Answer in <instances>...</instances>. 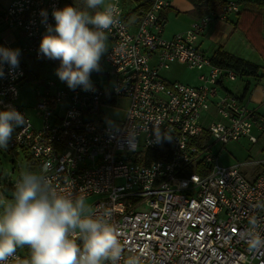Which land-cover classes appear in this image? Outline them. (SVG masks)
Segmentation results:
<instances>
[{
    "label": "built area",
    "instance_id": "obj_1",
    "mask_svg": "<svg viewBox=\"0 0 264 264\" xmlns=\"http://www.w3.org/2000/svg\"><path fill=\"white\" fill-rule=\"evenodd\" d=\"M110 3L118 4L119 17L107 32V88L91 83L89 91L71 90L44 79L34 105L36 124L19 103L27 68L20 58L12 75L4 66L0 109L14 107L26 121L8 149L23 152L37 172L46 168L58 192L93 197V213L112 210L111 222L121 233L120 264L129 255H138L140 264H264V174L249 178L242 171L264 162L225 166L211 153L212 141L257 143L254 132L264 130V116L223 88L241 76L216 65L199 46L211 24L240 11L239 0L171 39L163 36L160 18L168 0H154L134 30L121 0ZM65 6L64 0H12L0 22L23 33L21 54L43 60L40 11L47 10L54 25L53 9ZM0 46L13 48L2 40ZM175 62L198 71V83L163 78ZM118 99L128 101L126 115L108 124L103 109L115 108ZM154 132L162 133L159 142ZM17 181H0V189L15 188ZM257 236L261 243L253 247ZM16 255L30 257L18 250Z\"/></svg>",
    "mask_w": 264,
    "mask_h": 264
},
{
    "label": "clouds",
    "instance_id": "obj_2",
    "mask_svg": "<svg viewBox=\"0 0 264 264\" xmlns=\"http://www.w3.org/2000/svg\"><path fill=\"white\" fill-rule=\"evenodd\" d=\"M85 5L86 10L74 6L53 9L54 25L48 23V11H40L46 34L38 55L59 61L55 74L71 90H91V73L101 70L107 32L119 17L117 3L85 0ZM20 56L19 48L0 46V79L5 78V65L8 75L13 74ZM25 123V115L16 108L0 109V150L8 149L14 131ZM154 135L159 142L162 133ZM45 171L23 172L11 201L0 211V264H120L121 233L111 222L112 210L93 213L84 197L73 198L53 188ZM260 243L257 236L252 246ZM24 246L29 259L16 255ZM124 264H140V257L129 255Z\"/></svg>",
    "mask_w": 264,
    "mask_h": 264
},
{
    "label": "rangeland",
    "instance_id": "obj_3",
    "mask_svg": "<svg viewBox=\"0 0 264 264\" xmlns=\"http://www.w3.org/2000/svg\"><path fill=\"white\" fill-rule=\"evenodd\" d=\"M121 6L124 11L127 9H135L136 3H130L126 2L124 3L121 1ZM179 23H173L172 20L168 21L166 25L163 27L164 32L166 35H171L175 28ZM2 27H4L1 24ZM10 42H14L13 39H10ZM22 39L20 40V44H22ZM14 44V43H13ZM21 46V45H20ZM17 45H13L14 48H19ZM109 46V41L106 42V51ZM209 53L212 52L211 50L208 51ZM106 55V52L102 55L100 60L101 70L99 72H92L90 76L91 83H97L101 87L107 88L108 86V77L106 75V69L107 66L104 62V57ZM26 57L30 58V61L32 60V57L27 55ZM258 64H261L264 69V60L260 59L259 61H255ZM30 66L35 71H41L40 80L43 81L44 79H49L52 81H56L61 83L58 79V77L55 74L56 68L59 66L58 60H50L47 58H43V61H40L39 64H36V62H30ZM262 72V71H261ZM264 72V71H263ZM262 72V74H263ZM162 77L165 78L168 81H179L182 83H188V84H196L197 83V77L199 75L198 71L190 70L185 64L175 62L171 65L170 69L163 70L161 72ZM264 77V75L262 76ZM246 80L250 82L251 89L250 94H255L258 89H263L264 87V80L258 81L257 79L253 78H238L236 81L229 83L230 86L235 85V88L230 89L231 92L235 96H242ZM261 82V83H260ZM38 89H41L40 86H38V82H34L32 80H28L25 84H23L20 88V100L19 103L25 107L30 114H35L34 105L37 101V93ZM252 106L260 108L259 113L264 116V105L258 106L253 100H251ZM128 101L126 99H118L117 100V106L113 109H103V115L104 117H107L109 121H106L108 124L116 125L117 123H120L123 118L126 115V110L128 107ZM255 136L258 138L257 143H251L246 138H241L240 140L230 142L228 144H223L221 142H214L213 143L211 153L215 155L218 159L220 164L229 166V165H235V164H242V163H256V162H264V130L258 131L255 129L254 132ZM13 160V162H12ZM30 162L28 161L26 155L21 151H10L7 150H0V181L2 183H5L6 181H11V183H14L17 181L23 172L29 171L32 166H29ZM14 169V171L12 170ZM243 172H246L249 178L253 177L256 174H264V163L261 165H251L246 168L242 169ZM13 187H7L0 189V211L3 210V206L6 205L8 202L11 201L13 197L14 192ZM86 203L91 207V204L94 201V198H86ZM27 248V246H24L22 248H19L22 253H25L24 249ZM27 250H29L27 248Z\"/></svg>",
    "mask_w": 264,
    "mask_h": 264
},
{
    "label": "crops",
    "instance_id": "obj_4",
    "mask_svg": "<svg viewBox=\"0 0 264 264\" xmlns=\"http://www.w3.org/2000/svg\"><path fill=\"white\" fill-rule=\"evenodd\" d=\"M11 1L12 0H0V16L3 14L5 8ZM121 1H123L124 3L126 2L136 3L135 9L140 5L137 3L136 0H121ZM168 1H169V6L163 9L161 12L162 18H163L162 24L164 23L163 27L170 20H172L173 23L175 24L179 23V25L177 26V28H175L174 32L171 35H166L163 29V36L168 39H171L172 37H174L176 34L180 32L186 31L191 26L192 23L201 19L205 15L212 13V12L207 13L204 11L197 10L195 7L194 0H168ZM224 1L228 2L230 0H224ZM248 1L256 2L257 0H243L242 3H239L240 11H242L246 2ZM71 3L77 5L81 10H86L85 1L71 0ZM105 3L106 4L110 3V0H105ZM131 11H133V9H127L126 11L123 10L126 16H128ZM240 11L237 13H229L225 21L217 20L213 24H211L206 29L205 33L200 37L199 46H200V49L207 56L211 58L213 54L219 48H223L226 52L236 57L242 58L248 62L258 65L260 67V71L258 75L255 77H248V78H253V79H257L258 81L259 80L263 81L264 77L262 76L264 75V72H263L264 69L261 64H258L255 61H259L260 59L264 60V28L262 31L260 30V34H256V35L252 33L251 34L247 33L241 28H238L236 24H237L238 19L240 18V16H238V13H240ZM261 14H262L261 24L264 25V8H262ZM141 17L142 15L140 17H137L132 22H129V25L132 28V30H134L137 27V24L139 23ZM10 39L14 40L13 43L17 45V47H18V43L20 46L25 42V37L21 31L10 30L5 27H2L1 22H0V40L9 43L13 47L14 44L10 42ZM21 39L23 41L22 44H20ZM107 40L109 41V46L107 48V51H108L111 45V41L109 38ZM209 50H211L212 52L209 53L208 52ZM27 55L28 54H21L20 56V59L23 65H25V67L27 68V72H30V74H33V75L41 76V71L38 72V71L33 70L29 63L36 62V64H39V62L43 60H37L33 56L29 55L32 57V60H34V61H30V58L26 57ZM261 71L263 72V74ZM242 78H245V77H242ZM28 80H30V76H28V79L23 84H25ZM34 82H38L39 84L42 81L40 80V77H39L38 79L34 80ZM197 83H198V80H197ZM229 83L231 82L229 81L224 82L223 88L231 92L232 90L230 89L235 88V85L230 86ZM245 84L246 85L244 87L243 95L237 96V97H240L242 100H244L248 104V106L251 109L256 110L259 115H262L259 113L260 108L252 106L251 100H253L258 106H263L264 105V87L263 89L261 88L258 89V91H256L254 95L253 93L249 95L251 84L247 80ZM32 116H33L34 123L39 124L40 121L36 117V113L32 114ZM12 170L14 171V169ZM29 171L37 172V169L35 167L34 168L32 167L29 169Z\"/></svg>",
    "mask_w": 264,
    "mask_h": 264
},
{
    "label": "trees",
    "instance_id": "obj_5",
    "mask_svg": "<svg viewBox=\"0 0 264 264\" xmlns=\"http://www.w3.org/2000/svg\"><path fill=\"white\" fill-rule=\"evenodd\" d=\"M65 3L70 6L72 5L71 0H64ZM138 4H140L136 9L131 11L129 15L126 17L127 22H132L137 17L143 15V13L150 9L154 0H136ZM195 7L199 11L204 12H220L226 4L224 0H194ZM243 0H239V3H242ZM262 8H264V1L257 0L246 2L244 8L238 16L240 18L237 21V27L246 31L247 33L252 34H260V30L262 31L264 25L261 24L262 21ZM161 20L163 22L162 14H160ZM258 31V32H257ZM254 35V36H255ZM253 36V37H254ZM213 62L221 67L229 68L235 70L242 77H255L258 75L260 71V67L254 63L248 62L242 58L236 57L228 52H226L223 48H219L212 56ZM28 76H30V80L34 81L40 77V75H33L28 72ZM28 161L31 164L30 158ZM246 174V172H244ZM20 251V250H18ZM27 255H30L29 250L27 248L24 249ZM21 252V251H20Z\"/></svg>",
    "mask_w": 264,
    "mask_h": 264
},
{
    "label": "water",
    "instance_id": "obj_6",
    "mask_svg": "<svg viewBox=\"0 0 264 264\" xmlns=\"http://www.w3.org/2000/svg\"><path fill=\"white\" fill-rule=\"evenodd\" d=\"M163 25H164V23H163Z\"/></svg>",
    "mask_w": 264,
    "mask_h": 264
}]
</instances>
